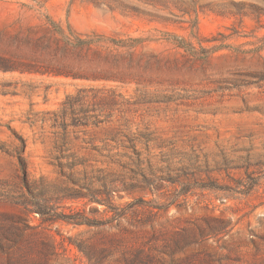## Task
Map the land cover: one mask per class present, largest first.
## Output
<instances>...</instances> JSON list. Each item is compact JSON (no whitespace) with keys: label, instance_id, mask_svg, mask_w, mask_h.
I'll return each instance as SVG.
<instances>
[{"label":"rangeland","instance_id":"374dc122","mask_svg":"<svg viewBox=\"0 0 264 264\" xmlns=\"http://www.w3.org/2000/svg\"><path fill=\"white\" fill-rule=\"evenodd\" d=\"M0 264H264V0H0Z\"/></svg>","mask_w":264,"mask_h":264},{"label":"trees","instance_id":"16d2710c","mask_svg":"<svg viewBox=\"0 0 264 264\" xmlns=\"http://www.w3.org/2000/svg\"><path fill=\"white\" fill-rule=\"evenodd\" d=\"M60 34L64 39L67 50L76 52L79 55V60L83 64L81 73L79 75L72 76L87 80H116L125 82L126 79L123 77V72H125L128 68H126L120 62V60H124L125 58L122 52L126 51L128 56L131 58L136 57L138 55L135 49L137 47L136 44L126 45L125 40L111 36L107 37L108 40L111 41V46L105 47L106 49H103L102 45H100L101 43L94 39L96 33L92 35L77 33L71 26H69V34H66L63 29H60ZM173 36L178 38L176 35ZM131 40L139 41L140 39ZM182 40L183 39H174L175 45L178 48L191 51V49H189V47H187V45H185V43H183L184 41ZM189 46H192V44H189ZM63 74L70 76L72 73L67 72ZM102 97L103 96H99L98 94L91 97L88 94H84L80 97L79 102L80 104L94 103L99 99H103ZM76 102L78 101H76L75 97L71 95L68 96L66 104H75ZM97 202L99 204L105 205L108 209V212L110 211L113 214L117 213L116 209H113L106 199H100V201ZM121 217L122 215L120 218ZM67 221L70 223L81 222L74 218H70ZM78 224L88 225L86 221Z\"/></svg>","mask_w":264,"mask_h":264}]
</instances>
